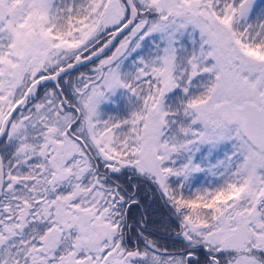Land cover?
Wrapping results in <instances>:
<instances>
[{
  "label": "snow or ice",
  "instance_id": "6c2138e0",
  "mask_svg": "<svg viewBox=\"0 0 264 264\" xmlns=\"http://www.w3.org/2000/svg\"><path fill=\"white\" fill-rule=\"evenodd\" d=\"M0 264H264V0H0Z\"/></svg>",
  "mask_w": 264,
  "mask_h": 264
},
{
  "label": "flooded vegetation",
  "instance_id": "af4514ba",
  "mask_svg": "<svg viewBox=\"0 0 264 264\" xmlns=\"http://www.w3.org/2000/svg\"><path fill=\"white\" fill-rule=\"evenodd\" d=\"M83 71H88L87 68L82 69ZM124 178H122L123 180ZM141 191L138 193L140 197V207H133L131 209V214L134 219H139L143 215L150 221H152V212L154 211L156 217L160 218L162 220V234H159V232L153 230L152 224L150 226V231H153L156 233V238H160L161 240L165 242H169V247H180V244L177 242V237L175 236V229L174 227H171V220L169 217V212L167 208L164 206L163 201L159 198V195L157 193L158 199H156V192H154L151 188L141 185ZM158 201V202H157ZM152 223V222H151ZM169 228V230H167ZM161 230V229H160ZM171 235L167 237L169 234Z\"/></svg>",
  "mask_w": 264,
  "mask_h": 264
},
{
  "label": "trees",
  "instance_id": "16d2710c",
  "mask_svg": "<svg viewBox=\"0 0 264 264\" xmlns=\"http://www.w3.org/2000/svg\"><path fill=\"white\" fill-rule=\"evenodd\" d=\"M156 199H158L157 193H156ZM152 216H153L152 217V221H151L152 222L151 223L152 224V227H153V229L155 231L160 232V229H163L162 226H161L162 220L160 218H155L156 215H155L154 211L152 212ZM167 230H169V228H167ZM170 235H171V233L167 237H169Z\"/></svg>",
  "mask_w": 264,
  "mask_h": 264
},
{
  "label": "rangeland",
  "instance_id": "374dc122",
  "mask_svg": "<svg viewBox=\"0 0 264 264\" xmlns=\"http://www.w3.org/2000/svg\"><path fill=\"white\" fill-rule=\"evenodd\" d=\"M153 228V227H152ZM154 230V229H153ZM159 234H162V229L160 230V232H159ZM158 242L159 243H161V244H164V245H166V246H169V242H165V241H163V240H161L160 238H158Z\"/></svg>",
  "mask_w": 264,
  "mask_h": 264
}]
</instances>
